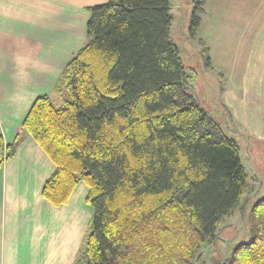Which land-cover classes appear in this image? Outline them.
I'll list each match as a JSON object with an SVG mask.
<instances>
[{"label":"trees","instance_id":"1","mask_svg":"<svg viewBox=\"0 0 264 264\" xmlns=\"http://www.w3.org/2000/svg\"><path fill=\"white\" fill-rule=\"evenodd\" d=\"M89 10L87 40L55 85L62 105L41 95L22 123L55 164L43 195L60 206L88 186L93 216L74 264H196L249 191L240 144L188 90L171 0ZM205 13L196 1L192 35ZM18 140L0 134V168ZM250 214L252 238L221 264H264V197Z\"/></svg>","mask_w":264,"mask_h":264},{"label":"crops","instance_id":"2","mask_svg":"<svg viewBox=\"0 0 264 264\" xmlns=\"http://www.w3.org/2000/svg\"><path fill=\"white\" fill-rule=\"evenodd\" d=\"M210 62L226 71L225 103L264 143V0H195ZM107 0H0V134L19 140L0 168V264H74L93 216L80 182L56 206L43 195L55 164L22 132L35 99L48 94L87 40L89 7ZM228 83V84H227ZM21 134V135H20Z\"/></svg>","mask_w":264,"mask_h":264},{"label":"rangeland","instance_id":"3","mask_svg":"<svg viewBox=\"0 0 264 264\" xmlns=\"http://www.w3.org/2000/svg\"><path fill=\"white\" fill-rule=\"evenodd\" d=\"M194 1L171 0L172 39L180 47L184 65L191 74L189 92L221 123L228 135L237 139L249 180V191L240 206L220 224L217 230L218 239L202 248L200 258L196 262L221 264L231 256L237 244L248 241L253 236L250 210L259 198L264 197V143L256 140L252 133L236 120L224 100L226 71L212 65L210 58L207 59L209 48L199 40V33L194 36L189 31ZM56 103L58 106L62 105L59 99Z\"/></svg>","mask_w":264,"mask_h":264}]
</instances>
